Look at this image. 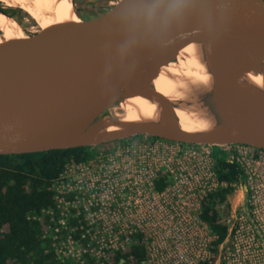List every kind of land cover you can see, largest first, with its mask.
<instances>
[{
  "label": "water",
  "instance_id": "water-1",
  "mask_svg": "<svg viewBox=\"0 0 264 264\" xmlns=\"http://www.w3.org/2000/svg\"><path fill=\"white\" fill-rule=\"evenodd\" d=\"M190 44L202 46L211 80L177 105L154 82ZM251 74L264 79V0H120L97 18L0 43V155L140 136L264 149V89L244 83ZM139 96L160 107L158 120L114 115ZM196 104L209 127L185 131L176 110Z\"/></svg>",
  "mask_w": 264,
  "mask_h": 264
},
{
  "label": "built area",
  "instance_id": "built-area-1",
  "mask_svg": "<svg viewBox=\"0 0 264 264\" xmlns=\"http://www.w3.org/2000/svg\"><path fill=\"white\" fill-rule=\"evenodd\" d=\"M144 137L65 165L52 187L56 208L34 217L48 220L44 239H65L57 258L112 264L113 255L142 246L140 264H264V149ZM217 155L239 167L238 194L247 193L241 203L228 197L217 206L229 231V244L218 250V235L203 219L209 197L231 186L220 179Z\"/></svg>",
  "mask_w": 264,
  "mask_h": 264
},
{
  "label": "trees",
  "instance_id": "trees-1",
  "mask_svg": "<svg viewBox=\"0 0 264 264\" xmlns=\"http://www.w3.org/2000/svg\"><path fill=\"white\" fill-rule=\"evenodd\" d=\"M114 143L99 146L107 151ZM95 147L52 150L21 155H0V264H69L60 261L52 240L43 238L48 220L34 218L45 210L56 208L55 180L70 160L85 162L95 156ZM216 156L221 180L231 183L229 188L212 195L204 204L203 219L218 235L216 249L225 243L228 226L223 223L224 213L217 206L238 191L243 180L239 167L223 157ZM165 184L160 182L158 189ZM146 259L142 246H133L125 254L113 255L112 264H140ZM88 264H96L88 259Z\"/></svg>",
  "mask_w": 264,
  "mask_h": 264
},
{
  "label": "bare ground",
  "instance_id": "bare-ground-1",
  "mask_svg": "<svg viewBox=\"0 0 264 264\" xmlns=\"http://www.w3.org/2000/svg\"><path fill=\"white\" fill-rule=\"evenodd\" d=\"M8 4L21 6L28 14L35 17L40 26L47 28L53 24L80 21L72 0H3ZM0 30L5 35L6 40L24 37L21 33V26L14 18L0 13ZM1 38V36H0ZM2 40L0 39V42ZM203 48L199 44H190L183 49L176 63H171L164 67L159 77L155 80L154 85L157 92L176 104H183L187 96L195 90H201L198 82L202 86L208 87L211 76L209 75L207 65L201 62L203 57ZM246 85L264 89V79L262 76L247 75L244 79ZM187 88V89H186ZM120 115L127 121L158 120L160 107L146 98L134 97L127 99L118 108ZM180 126L183 130L189 132L205 130L209 127L207 124V114L201 109L199 104L195 108H181L176 110ZM111 130H115L112 128Z\"/></svg>",
  "mask_w": 264,
  "mask_h": 264
},
{
  "label": "flooded vegetation",
  "instance_id": "flooded-vegetation-1",
  "mask_svg": "<svg viewBox=\"0 0 264 264\" xmlns=\"http://www.w3.org/2000/svg\"><path fill=\"white\" fill-rule=\"evenodd\" d=\"M96 1L97 0L89 1L90 4H92L93 8H89L88 12L85 11L87 13V16H86L85 12L80 10V8L78 6V0H76L75 1L76 12L79 15V17H81L83 20H91V19L97 18V17H99L101 15H104L107 12H109L114 6H116L119 3L120 0H102V1L99 0L98 2H96ZM1 2L5 3L3 0H0V10H3V12L6 13L8 16H10L11 18H14L16 20V22L20 26H22V27L25 26L26 27V25H27V24H25L26 19L28 18V20H30L31 19L30 17H32V16L30 14H28L27 12H25L21 6H17V7L15 6L14 7V6L10 5V6L7 7V6L3 5V3H1ZM99 3L102 4V5H98ZM91 10L96 11V13H90ZM29 23H31V22H29ZM39 32H37V33H39ZM1 35L3 36L4 34L0 30V36ZM33 35H35V34H33ZM33 35H31V36H33ZM241 191H242V187L240 186V187H238V191H235L233 195L229 196L230 199L231 198L233 199V202H234L235 205L237 204L238 201H240V203H241L243 198L247 197V193L246 192L243 193L242 195L238 194ZM237 196H240V197H237ZM230 199H229V202H228V208L229 209H230V206H231V203H230L231 200ZM228 244H229V231H228V237H227L225 243L223 244L224 248Z\"/></svg>",
  "mask_w": 264,
  "mask_h": 264
},
{
  "label": "rangeland",
  "instance_id": "rangeland-1",
  "mask_svg": "<svg viewBox=\"0 0 264 264\" xmlns=\"http://www.w3.org/2000/svg\"><path fill=\"white\" fill-rule=\"evenodd\" d=\"M25 1H27V0H25ZM75 1L76 0H74V9H75V11H76V6H75ZM89 1H91V0H78V6H79V8H80V10H82V11H87L88 12V10H89V8H93V6H92V4H90V2ZM99 0H97L96 2H98ZM102 1V0H101ZM1 3H3V2H1ZM6 3V2H5ZM3 3V5H5V6H13V4H8V3ZM98 5H102V4H98ZM16 5H14V7H15ZM17 7V6H16ZM24 10H27V9H25V8H23ZM77 13V12H76ZM90 13H96V11H94V10H91L90 11ZM78 15V14H77ZM85 15L87 16V13L85 12ZM32 16V15H31ZM79 16V15H78ZM33 17V16H32ZM30 17L31 19L30 20H28V18L26 19V21H25V24H27L26 25V27L24 26V27H22L21 26V33H22V35H24V36H31V35H33V34H36L37 32H39L41 29H42V26H40L39 25V23L36 21V20H34L33 18H35V17ZM89 17V16H88ZM80 19H82L81 17H79ZM83 20V19H82ZM29 22H31V23H29ZM3 33V32H2ZM2 41L0 42V43H2L3 41H5L6 40V38H5V36L3 35H1V38H0ZM117 114H119L120 115V112L117 110V111H115L114 112V115L116 116ZM146 137H139V138H137V140H143V139H145ZM149 138H151V137H147V139H149ZM118 143V142H117ZM117 143H115V144H113L110 148H112L114 145H116ZM109 148V149H110ZM95 151H101V150H99V148L98 147H95ZM241 195V194H240ZM237 197H240V196H237ZM63 229H61V231H62ZM62 235H64V233H62ZM67 235V234H66ZM66 235H65V237H66ZM60 236V235H59ZM60 240L59 241H56L54 244H53V248L54 249H56V250H61V248H64L65 247V244L62 242V241H65V239H62V237L60 236ZM60 257L61 258H63L64 259V253L62 252V253H60ZM65 262L66 263H69V264H80V262H81V260H79L78 259V257H75V258H73V259H71V258H69V259H65Z\"/></svg>",
  "mask_w": 264,
  "mask_h": 264
}]
</instances>
